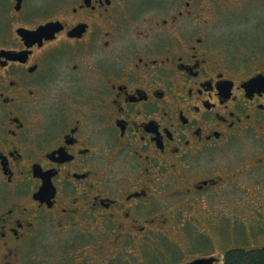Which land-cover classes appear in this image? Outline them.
I'll list each match as a JSON object with an SVG mask.
<instances>
[{
	"label": "flooded vegetation",
	"instance_id": "1",
	"mask_svg": "<svg viewBox=\"0 0 264 264\" xmlns=\"http://www.w3.org/2000/svg\"><path fill=\"white\" fill-rule=\"evenodd\" d=\"M242 3L264 6L0 0V264L34 248L48 264L47 245L103 238L107 264L128 260L125 246L138 252L173 220L198 231L205 198L249 193L247 178L264 175V14L248 21L245 62L212 33L219 7ZM83 250L64 261L105 262ZM203 256L222 258L174 264Z\"/></svg>",
	"mask_w": 264,
	"mask_h": 264
},
{
	"label": "rangeland",
	"instance_id": "2",
	"mask_svg": "<svg viewBox=\"0 0 264 264\" xmlns=\"http://www.w3.org/2000/svg\"><path fill=\"white\" fill-rule=\"evenodd\" d=\"M254 13L257 16L251 15L249 7L244 3L219 7L217 22L212 28V33L226 56L236 61H247L251 47L248 21L256 17L260 19L262 17L261 14H264V6H255ZM244 143H239L237 147L242 146V144L243 146L249 144L248 137ZM226 150L230 152L233 149L227 147ZM219 157V154H217L216 159ZM221 157V163L229 160L226 154H221ZM234 178L238 182L243 179L242 177ZM261 181L264 183L263 173L254 172L252 177H248L244 182L249 193H241L237 189L236 193L232 195L223 194L219 198L221 202H218L216 197L205 198V204L209 203L212 209L210 211L203 209L201 213L193 215L198 220H190L192 225L198 228V231L193 227H191V230L197 234L196 239H198L199 243L192 240L188 233L191 232L190 229L188 231L185 230L187 224L181 225L180 222L173 220V225L168 230H162L163 234L157 232L155 237L140 246L138 252H135L132 246H125L122 253L128 260L112 259L113 264H136L135 261L140 258L142 263L137 264H174L185 260L186 255L191 253H203L204 255L217 253L219 257H222L224 251L231 247L264 246V185L260 187L259 183ZM234 202L237 203V207L229 212L228 207ZM170 205L174 206L172 203ZM172 213H176V209H173ZM229 214L230 217L228 216ZM179 218L185 219V217ZM174 223H177V226ZM199 230L204 232L205 237L199 235ZM212 238L215 239L213 240ZM104 241L103 238L98 245L94 246L92 243L85 242L76 246L68 243V246L62 243L58 247L47 245V263L53 264L58 259H60V264L75 262L73 260L64 261V259L68 254H74L84 249L93 250L94 256L96 255L99 259L105 261L101 264H107L106 262H109V259H106L97 251V247ZM136 253L139 256H134ZM22 257L24 264H40L39 259H43L36 248L30 254H28V251L22 254ZM85 258L86 264H100L89 253Z\"/></svg>",
	"mask_w": 264,
	"mask_h": 264
},
{
	"label": "trees",
	"instance_id": "3",
	"mask_svg": "<svg viewBox=\"0 0 264 264\" xmlns=\"http://www.w3.org/2000/svg\"><path fill=\"white\" fill-rule=\"evenodd\" d=\"M221 264H264V246L231 247L224 251Z\"/></svg>",
	"mask_w": 264,
	"mask_h": 264
},
{
	"label": "water",
	"instance_id": "4",
	"mask_svg": "<svg viewBox=\"0 0 264 264\" xmlns=\"http://www.w3.org/2000/svg\"><path fill=\"white\" fill-rule=\"evenodd\" d=\"M214 260L215 257H198L182 264H211Z\"/></svg>",
	"mask_w": 264,
	"mask_h": 264
}]
</instances>
